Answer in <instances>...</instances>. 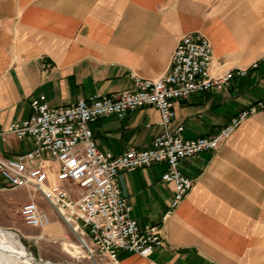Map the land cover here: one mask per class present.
Returning a JSON list of instances; mask_svg holds the SVG:
<instances>
[{"label":"crops","instance_id":"crops-1","mask_svg":"<svg viewBox=\"0 0 264 264\" xmlns=\"http://www.w3.org/2000/svg\"><path fill=\"white\" fill-rule=\"evenodd\" d=\"M189 32L208 38L218 71L247 73L227 89L174 102L170 128L182 125L184 138L216 133L240 109L264 99V0H0V156L32 148L30 138L2 133L30 115L31 98L43 94L51 106H65L132 90L135 77L168 72L177 41ZM158 120L157 109L143 107L123 118L101 117L90 128L98 149L119 154L150 146L162 131ZM36 163L56 182L55 160ZM165 169L160 163L119 173L138 226H161L164 236L149 257L120 251L119 264H264V109L216 150L179 162L194 183L174 208V187L161 180ZM12 189L0 175V197ZM23 189L28 201L36 200L37 192ZM67 230L54 211L44 233L62 239V246L71 242Z\"/></svg>","mask_w":264,"mask_h":264},{"label":"built area","instance_id":"built-area-1","mask_svg":"<svg viewBox=\"0 0 264 264\" xmlns=\"http://www.w3.org/2000/svg\"><path fill=\"white\" fill-rule=\"evenodd\" d=\"M259 60L264 61V53ZM49 66L42 63L45 69ZM257 66L258 60L251 63L252 68ZM246 73V68L218 71L213 66L208 38L200 32L185 33L172 51L168 72L154 79L135 77L132 90L94 94L65 106H51L43 94L31 98L30 115L10 123L2 133L30 138L32 148L10 157L0 156V175L10 188L39 193L75 234L94 264H119L120 251L149 257L164 243L162 228L138 226L121 192L119 173L164 163L161 180L174 187L170 204L174 208L194 183L179 169V162L216 150L244 119L264 109V99L240 109L218 132L194 138L182 137V125L170 128L174 102L195 93L227 89L233 78ZM143 107L157 109L162 127L150 146L129 148L119 154L98 149L91 122L108 115L123 118ZM45 157L57 162L56 182L50 183L47 172L36 163ZM19 214L30 227L45 228L50 223L48 213L33 200L21 205ZM28 253L31 264H64Z\"/></svg>","mask_w":264,"mask_h":264},{"label":"rangeland","instance_id":"rangeland-1","mask_svg":"<svg viewBox=\"0 0 264 264\" xmlns=\"http://www.w3.org/2000/svg\"><path fill=\"white\" fill-rule=\"evenodd\" d=\"M4 192L7 194L6 197H0V227L14 231L28 252L42 259H49L64 264H94L93 261L86 256V250L84 248H79L81 253L78 255H81L80 257L76 258V256H70L61 249L62 239H55L54 241V237L44 233L46 227L40 229L24 224L19 214V208L29 199V195L25 189L17 188ZM36 195L35 201L41 204L51 217L54 211L50 204L45 201L39 193ZM23 231L29 232L23 234ZM41 232H43V237L41 239L34 237ZM67 233L69 241L79 245V241L75 234L70 230H67Z\"/></svg>","mask_w":264,"mask_h":264},{"label":"bare ground","instance_id":"bare-ground-1","mask_svg":"<svg viewBox=\"0 0 264 264\" xmlns=\"http://www.w3.org/2000/svg\"><path fill=\"white\" fill-rule=\"evenodd\" d=\"M62 248L76 258L81 256L78 255L81 253L79 250L81 247L76 243L65 241ZM30 260V255L17 234L0 227V264H31Z\"/></svg>","mask_w":264,"mask_h":264}]
</instances>
